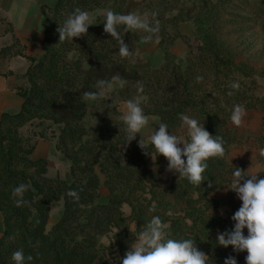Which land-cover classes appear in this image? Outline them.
I'll return each mask as SVG.
<instances>
[{
    "label": "trees",
    "instance_id": "trees-1",
    "mask_svg": "<svg viewBox=\"0 0 264 264\" xmlns=\"http://www.w3.org/2000/svg\"><path fill=\"white\" fill-rule=\"evenodd\" d=\"M110 1L113 12L124 14V0H56L54 6L40 7L43 53L28 57L27 72L15 87L23 99L21 109L0 116V264H14L12 254L21 249L25 257H33L26 264H106L110 255L120 264L153 216L170 224L172 238L192 239L210 257L208 264H224L229 256L245 264L246 251L234 252L231 246L217 244L218 234L231 231L234 224L219 214L220 202L213 194L226 189L230 203L234 168L246 171L228 160L232 147L242 146L228 127L234 105L262 114L259 134L253 138L264 168V95L256 94V77L264 73V46L256 49L254 42L264 40V0H205L201 13L205 11L202 14L209 21L202 27L198 19L193 20L200 24L195 26L199 44L186 61L177 62L165 51L159 68L134 72L129 63L139 34L149 32L119 27L132 53L127 58L119 56V43L104 32L105 17L100 15L86 35L59 42L57 29L76 8L91 13L109 8ZM195 10L178 14L174 22H192L189 16ZM0 23L13 33L1 15ZM178 38L180 33L172 40ZM12 41L0 49V58L24 56L14 35ZM116 74L127 83L115 88L111 99L88 102L82 98L83 91H97L98 80L108 81ZM138 82L143 93L138 92ZM234 82L239 89L231 87ZM137 96H145L141 107L147 116H156L158 125L167 124L169 133L183 136L185 142L190 137L181 115L197 119L212 136L223 138L224 156L206 161L201 186L174 171L164 181L161 175L168 161L157 156L149 143L142 144L146 155L139 146L140 134L128 143L119 106ZM88 112L98 119L92 130L84 123ZM43 126L69 165L65 178L48 177L47 160L33 158L38 140H47L34 127ZM98 172L108 192L104 198ZM20 184L30 188L24 194L25 203L17 207L13 189ZM69 190L79 193L78 201L67 195ZM59 206V217L48 228L52 208ZM124 206L129 209L127 215ZM241 206L240 201L231 209L235 213ZM169 211L171 216L166 215ZM110 233L111 243L105 246L100 239ZM243 234L247 236L246 228Z\"/></svg>",
    "mask_w": 264,
    "mask_h": 264
},
{
    "label": "clouds",
    "instance_id": "clouds-1",
    "mask_svg": "<svg viewBox=\"0 0 264 264\" xmlns=\"http://www.w3.org/2000/svg\"><path fill=\"white\" fill-rule=\"evenodd\" d=\"M93 21L94 14L76 8L63 25L58 27L59 42L86 35ZM103 25L104 32L119 43L118 54L122 58H127L132 53L119 31L120 26H124L125 31L143 30L158 33L160 30L159 21L152 26L146 18L136 13L118 14L112 10L106 11ZM146 39L151 40L152 37ZM201 79L202 77H197V81ZM126 83L125 79L116 74L108 81L98 80L95 85L97 91H83L81 95L85 101L109 100L113 90L124 87ZM137 86L138 92L143 93V84L138 82ZM231 87L239 89L240 85L234 82ZM228 95L232 93L229 92ZM245 115V107L237 104L233 106L230 120L239 127ZM179 118L187 127L189 141L185 142L180 137L170 134L165 123H160L158 130H153L147 140L154 147L157 156H163L168 161L166 171H174L180 177H186L193 185L201 186L204 182L203 173L207 168L206 161L224 156L223 138L212 136L205 130L204 124L201 125L195 118L188 115H181ZM120 119L126 125L127 140L130 143L149 126L150 117L144 113L140 98L137 96L125 102ZM139 146L145 151L141 140ZM261 151L264 153V149ZM145 154L149 155L146 151ZM234 169L232 187L229 190L237 194L242 206L231 218L235 222L234 228L218 234L217 244L224 248L231 246L234 252L246 251L245 264H264V179L258 180L257 174L246 175L249 169L247 171ZM241 181H244L243 184ZM209 187H212L211 183ZM29 188L30 184H20L13 189V196L18 197L17 207L25 203L23 197ZM67 195L76 201L79 200V193L75 190H69ZM166 215L171 216V211ZM169 228L170 224L163 222L160 216H153L139 232L135 242L129 246L120 264H208L210 257L200 251L192 239L172 238ZM245 228L247 236L243 234ZM119 231L116 230V233ZM11 259L14 264H26V261H32L33 257L31 255L25 257L21 249L14 251ZM224 264H237V261L235 257L229 256L224 260Z\"/></svg>",
    "mask_w": 264,
    "mask_h": 264
},
{
    "label": "rangeland",
    "instance_id": "rangeland-1",
    "mask_svg": "<svg viewBox=\"0 0 264 264\" xmlns=\"http://www.w3.org/2000/svg\"><path fill=\"white\" fill-rule=\"evenodd\" d=\"M205 0H124L123 12L127 14L129 12L136 13L140 15L142 18H146L150 25L155 26L156 22L159 21V34L155 33H146L139 34V42L135 50L133 51V55L131 57L129 66L132 72L140 71L141 69H155L159 68L165 62V51L168 52L169 56L173 58L177 62H184L188 58V56L196 49V46L199 44V32L196 28L194 34L182 35V38H178L176 40H172L179 33L178 25L174 22L175 16L180 13H184L190 10V8H195V12H193L189 17H191L190 24L196 26V23L193 22L194 19H198L199 23L202 27H206L209 21V18L201 13V7ZM211 2H216V0H210ZM112 2H109V8L103 7L98 10H94L91 13L94 14V18L97 15L104 16L107 10L111 9ZM197 24L196 27H198ZM6 28V27H5ZM139 33V32H138ZM181 35V34H180ZM151 36L152 39L148 40L146 37ZM172 41V44H170ZM13 42V41H12ZM255 48L259 49V47L264 46V40L258 39L254 40ZM256 94L259 96L264 95V73L259 74L256 77ZM146 101L145 96L140 97V102L144 103ZM91 102V101H88ZM124 104L122 103L119 106L120 112L123 114ZM149 126L143 130L140 134L143 137L141 141L142 144H148L147 137L153 131L158 128V118L154 115H149ZM153 117L157 119H152ZM255 117H257V121L260 123L261 113L258 111L246 110V115L243 119V123L241 126L237 127L232 122L228 124L230 130L237 132L242 136V146H234L231 150H241L245 151L247 155V160L235 158V155L231 152L229 154L228 160L232 165H237L238 163L243 162L244 165L251 167L255 164L259 165L258 155L260 154V150L254 148L253 135L254 132H247L246 126L251 127V121L253 120V124L255 121ZM85 126L92 130L98 124V119L95 115L88 114L84 119ZM37 133H42L46 137L47 140L39 139L38 143H47V150H43L40 146L35 150L34 156L36 158L43 157L47 160L48 163V172L47 176L54 178L56 176H60L61 178L67 177L68 172V163L63 160L61 154L54 147V140H52L49 136L50 133L46 131L43 127H34ZM242 131V132H241ZM179 137V136H178ZM183 141H185L184 137H180ZM182 146V145H181ZM247 151V152H246ZM248 152H251V156H248ZM235 153V152H234ZM253 154V155H252ZM168 167V166H167ZM166 167V169H167ZM165 171L162 173L161 177L164 181L168 182L172 175L173 171ZM101 188L100 195L104 198L107 195V189L103 186L104 176L98 172ZM230 196V194H229ZM232 197V196H231ZM228 208L229 204L224 203L223 209ZM61 207L52 208L50 219L48 222V228H50L53 224L56 223L57 218L59 217ZM223 211V210H222ZM123 212L125 215L129 213V209L127 206L123 207ZM132 228H134L132 226ZM111 233L101 237L100 242L109 246L111 243ZM118 263V259L114 255L107 256L106 264H116Z\"/></svg>",
    "mask_w": 264,
    "mask_h": 264
},
{
    "label": "crops",
    "instance_id": "crops-1",
    "mask_svg": "<svg viewBox=\"0 0 264 264\" xmlns=\"http://www.w3.org/2000/svg\"><path fill=\"white\" fill-rule=\"evenodd\" d=\"M55 3L56 0H0V15L11 24L13 31L12 34L7 33L5 31L4 25L0 23V49L2 47L10 45L12 43V35H14V37L18 40V43L22 48V52L24 54V56L12 55L5 58H0V116L2 113L6 112L13 114L21 109L23 99L15 92V87L17 84H19V79L23 77L27 72L29 66L28 57L36 58L41 56L43 53L42 39L44 38V35L40 24V7L42 5L54 6ZM178 30L181 35H191L194 34L196 28L194 27V25L187 22L180 24ZM254 119V124L252 123V120L251 127L245 125L246 130H244L247 132H254L255 134L253 135V137L257 136L260 130V123L257 121V117H255ZM236 134L242 140V135H239L237 132ZM253 142L255 144L254 138ZM39 146L43 150H47L46 142L38 143L36 149ZM254 148H257L256 144L254 145ZM34 153L33 158H36L34 156ZM232 153L235 155L236 159L239 158L242 160H247L245 151L233 150L231 154ZM248 156H251V152H248ZM238 165L246 171L249 169V174H257L258 180L264 179V175L262 174L264 168L261 165L259 166L255 164L251 167H248L244 165L243 162L238 163ZM213 197L218 199L220 202V207L218 209L219 214L230 221L232 224H235V222L231 219L235 214L232 211L231 207L237 206L240 203V199L238 198L237 194L235 192L233 193L230 203H228L229 192L226 189L216 191L213 194ZM224 203H226V205L227 203L229 204V209H223ZM2 232L3 217L0 212V237L2 235Z\"/></svg>",
    "mask_w": 264,
    "mask_h": 264
}]
</instances>
